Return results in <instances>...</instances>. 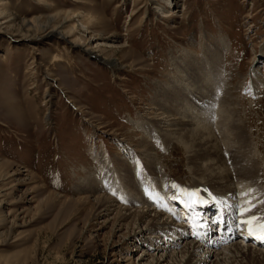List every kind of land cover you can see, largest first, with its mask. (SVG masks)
Listing matches in <instances>:
<instances>
[{"label":"rangeland","instance_id":"obj_1","mask_svg":"<svg viewBox=\"0 0 264 264\" xmlns=\"http://www.w3.org/2000/svg\"><path fill=\"white\" fill-rule=\"evenodd\" d=\"M78 12L85 25L87 17L95 20V27L87 29ZM51 15L66 17L68 39L42 33L40 23ZM207 69L210 76L203 74ZM200 74L210 79L207 95H187L202 110L198 116L210 114L212 132L203 140L213 139L226 174H234L232 162L239 163L242 172L228 183L231 193L253 189L252 196L264 200V0H0V264H145L143 248L149 255L159 246L178 252L185 240L178 249L167 246L165 237L160 243L128 241L134 224L128 219L120 229L112 218L118 205L145 208L152 209L148 219L163 213L175 226L181 217L168 210L181 208L183 196L173 198L171 185L189 188L196 179L210 190L206 201L218 197L196 126L184 131L188 145L162 139L167 125L152 124L160 103L182 109L177 94H186L189 82L201 85ZM236 151L252 157L256 168L250 174L249 161L235 160ZM116 156L120 163L112 164ZM127 166L142 181L136 192L147 203H126L119 189L109 193L115 205L103 216L96 196L108 193L118 180L114 171ZM89 171L92 183L106 191L78 188ZM144 184L155 191V201L145 195ZM177 212L183 217V210ZM181 222L177 228L190 232V222Z\"/></svg>","mask_w":264,"mask_h":264},{"label":"bare ground","instance_id":"obj_2","mask_svg":"<svg viewBox=\"0 0 264 264\" xmlns=\"http://www.w3.org/2000/svg\"><path fill=\"white\" fill-rule=\"evenodd\" d=\"M40 1H43V0H40ZM158 8L160 9V11L163 12L162 16H167L166 14L168 13V11H167L165 6L159 5ZM81 13L82 12H78V14L76 16L79 17L80 21L82 22V19L84 16ZM65 18L62 20H59L58 15H53V16L51 15L48 19H46L47 21L45 20L44 23H42V22L40 23L41 28L43 30L42 33L49 35L51 33L56 32L57 34H59L60 37L68 39L69 36H65L64 35L65 32L63 30V28H64L63 25H64V23L67 22ZM24 23H25V21H24ZM84 23L85 22H82V24L84 26H86L87 29H89L92 25H93V27H95L94 26L95 20L90 19L89 17H87V22H86L88 27ZM28 25H30V24H28V22H27V26ZM31 25H32L31 27L35 26L34 23H32ZM75 29L76 28L70 29L69 32H71ZM71 43L78 44L76 41H73V40H71ZM101 44L105 45L104 43H101ZM221 46L222 45L220 43L219 49L222 50ZM115 47L117 48V47H122V46L117 45ZM88 50H90L91 53L95 54V56L101 58L102 61L104 60L107 63H109L110 65L111 64L118 65V63L115 61V59H113L111 57H102V54L99 53L98 50L89 49V48H88ZM122 50H123V48H122ZM217 52H219V51H217ZM197 68L199 69L200 65H198ZM203 74L210 76L211 70L207 69L205 72H203ZM204 75L203 76L201 74L198 75L199 79L202 81L201 85L198 84V82H194L192 85H190V82L189 83L186 82L188 84L187 85L188 88H187V90H185V89L184 90L187 93L185 94V92L184 93L179 92L177 94V98L175 101L177 102V100L180 99L181 101L184 102V106L181 107L182 109L176 108V109H174L176 112H174L173 109L171 110L169 108L170 106H167L163 103H160L159 106L156 108V113L152 116V120L154 122V123L152 122V124L154 126L158 127L159 129H162L161 125H160L161 123L167 125L168 131L163 132V134L165 136L162 137V139H165L168 141H169L168 137L177 138L178 140L183 139L182 142L185 144H188V145H189V141L183 136L186 133L184 131H186L187 126H190V125L196 126L195 127V133L199 137L198 138L199 140L197 141V145L200 148H202V150L204 151V155H202V156H204V158L206 160L207 171L210 172L209 175H211V176L208 175L210 178L209 182L214 184L215 186H217L216 188L218 190V193L216 192L215 194L219 198L226 199L227 203L231 204V203H233L234 200L232 201L227 196L222 195L223 193H221V192L226 193L228 191V193L229 192L231 193L234 191L233 189H231L230 186H228V183H230L229 181H232L231 179L235 178L234 175H238L237 173H239L240 171L242 172V169L240 168L239 163L237 164L234 161V163L232 162V165H231L232 171L234 174L231 173L230 175H228L225 173L226 172L225 165H224L225 160L221 156V153L218 151V149L215 148L216 145L213 142V139L211 140V142H209V141L205 142L203 140L205 135H211V132H212V130L210 128V126L212 124V120L210 119L211 118L210 114L205 118H201L200 116H198V114H202L201 113L202 110L200 108H198L199 106L196 104L195 100L192 97H191V99L193 100V102H192V100L188 99L189 94H193V97H196L195 94H197V93L199 95H202V96L207 95L206 92H208V91H206L207 90L206 85L210 84V79L208 76L205 77ZM257 86H256V84H254L252 89L256 88V90H257L258 89ZM188 109H189V111H187ZM210 109H209V113H210ZM217 111H220V109H217ZM197 112H199V113H197ZM180 113H181L182 117L178 118L180 116L179 115ZM211 114H212V112H211ZM185 116H187V117H185ZM208 124H210V126ZM147 126H148L147 123L141 124V127L143 129H145V131L148 133L149 130L146 129ZM166 136H168V137H166ZM229 142H230V140H229ZM139 144H140V146L144 147V145L145 146L147 145V142L145 140H142ZM231 147H232V145H231ZM146 157L149 158V157H151V155H147ZM120 159L121 158L119 156H116L112 160V164H118ZM234 159L235 160H241V161H244V159H245V160L249 161V162H247L249 165L248 166L246 165V168H247L246 173H249L250 171L252 172V170L256 168L252 157L250 155L246 154L244 151H236L234 153ZM150 162H151V160L150 161L148 160L149 165H150ZM145 166H148V165L145 164ZM198 169H199V172H196V170H198ZM201 169H203V168L201 167ZM84 170L87 171V168H85V166L83 168V171ZM129 170H130L129 166H127V169H125V170H123L122 167L120 168L119 171L121 173L123 171L122 174L119 171L116 172V170H115L114 175L117 176L116 178H118V180L115 179L114 183L112 181V185L108 187V191H107L108 193L96 196L95 206L101 214L103 213V216H109V214L112 213L111 207L115 205L114 202L116 199L114 200L113 196H111L109 193L115 194V191L119 190V189L122 191V193L124 195L122 200L127 201L126 203L134 204L136 201L137 202L135 204L147 203V201L145 202L143 200L144 198H140V200H139L138 196H137L138 193L136 192V190L138 189V187L140 186L142 181H141V183L136 181L134 179V177L129 174ZM194 170H195L194 173L201 174V176L199 175L201 178L204 179L206 177L205 174L200 173V167H194ZM24 171H27V170H24ZM111 175H112V173H111ZM90 176H91V172L89 171L87 178L84 177V178L80 179L81 184L78 187V188H80V190L87 191V192H94V191L99 192V191H104V190L106 191L107 190L106 186H105V189L104 188L102 189V188L95 186L92 183ZM223 176L225 178H228L226 183H224L222 180ZM103 179H104V182H106L107 184H109L111 182V181H109L110 178L108 177V175L105 176V178H103ZM141 179H143V178L141 177ZM235 180H236V178H235ZM207 182H208V179H207ZM144 183H146V182H144ZM145 185L146 184H144V187H146ZM206 187H207L206 184H204L202 182V180L196 179V180H194L193 184L187 189H201V190L206 189L207 191H210ZM146 189H147V187H146ZM147 190H148V192H150L152 197H156V193L154 190L152 191L149 188ZM259 193H261V195H263L264 191H261ZM130 196L132 198H130ZM212 196L213 195H211V197ZM172 197H173V195H172ZM211 197H210V201H205V205L200 207L198 211L193 210L191 212H189L188 208L185 207V204L187 203V201H186V198L183 197V199L181 200L183 202V205H181L182 206L181 208L177 207L176 210H174L175 212L173 210H168L169 212H171L172 217H174L175 215H177L178 217L179 216L181 217L180 218L181 220L175 219V221L177 222V225H175V226L169 225L170 222H168L167 220H165L163 218V215H162L163 213L162 214L155 213L154 217L148 219L149 218L148 217L149 211L152 209L146 210L145 208L144 209L138 208V209L131 210V207L122 208V206H119V205H118L119 210L116 212L115 217H113L112 219L115 218L116 224L119 228L120 227L122 228L124 226V222L128 221V219H129V221H128L129 225H131V226L133 224H134V226L137 225L136 228L134 226H132V228H134V229H133V232H130L129 237H128V241H135L138 244L139 243L146 244V242L148 240L147 238H150V239L153 238L152 241L157 240L160 243V241H161L160 239L162 237L163 238L165 237L166 241L168 242L167 246L177 247V245H179L180 240H182V239L185 240V244L176 253H173L174 251L173 252L169 251L170 248H168L166 251L167 247L162 248L160 246L157 247L158 252H155L153 254L150 253V255L144 248L141 249L142 256H141L140 261L144 260L146 262L145 264H165L169 258L172 260V262L170 261L169 264H235V263H237V264H264V244H261L257 241L251 240V239H248V240L242 239L240 237V235L238 233H236V231L234 229L232 231L227 230V223L224 224L225 230L221 231V233H220V232L216 231L215 229H213V227L211 226V223L209 221H206L205 219H203V217L205 215L203 210L207 211L210 208L211 203H212ZM148 205H151V203H149ZM261 209L264 210V205H261ZM123 210L129 211V213L123 212ZM182 210L184 211L183 217L181 215H178V212H177V211H182ZM209 216H211V215L209 214ZM201 218L204 221V225L198 229L196 227V225L199 224ZM161 219L162 220L164 219V221L161 222ZM231 219H232V215L230 213H226V221L231 220ZM182 220L186 221L185 225H187V223L190 222L189 225L187 226L188 228H190V232L187 231V233H186L185 229H183V228L178 229L177 228V226L184 224L183 222H181ZM178 221H180V222H178ZM142 223H146V225L144 227H142V225H141ZM212 223H213V221H212ZM233 223H234V221H233ZM128 224H127V226H129ZM190 225H192V227H190ZM214 227H215V225H214ZM130 229H131V227H130ZM201 229H202V231H204V229H205V235H203V232L201 231ZM195 231H199V238H197V236H194L191 234L192 232H195ZM168 232H171L170 236L167 235ZM147 235H150V236L147 237ZM241 242L246 243L247 245L245 244L244 246H242ZM222 245H225V246L221 247ZM251 245H253V247ZM202 246L203 247L205 246V248L203 249ZM215 248H218V249H215ZM177 249H178V247H177ZM217 250L219 251V254L217 255V258L212 262L211 257H212V255L215 254L214 252H216ZM221 255L223 257H220Z\"/></svg>","mask_w":264,"mask_h":264},{"label":"snow or ice","instance_id":"obj_3","mask_svg":"<svg viewBox=\"0 0 264 264\" xmlns=\"http://www.w3.org/2000/svg\"><path fill=\"white\" fill-rule=\"evenodd\" d=\"M171 187L176 191V195L173 198L180 199L181 196L186 198L187 203L185 207L188 208L189 212L193 210L198 211L200 207L205 205V201L209 199L206 189H187L175 184L171 185ZM253 191V189H248L243 192L230 193L229 195L237 197L231 204H228L224 198L212 196V204L215 205L218 201L222 206L217 210L221 219L213 222L218 225V232L225 230L224 224L227 223V230L232 231L234 229L242 239H251L264 244V211H261V205H264V200L253 197ZM145 195L154 201L156 199L152 197L147 189H145ZM225 213H230L232 219L225 221ZM203 225L204 221L201 218L196 227L199 229ZM191 234L199 238V231L192 232Z\"/></svg>","mask_w":264,"mask_h":264}]
</instances>
